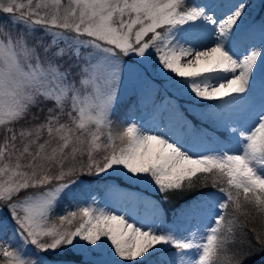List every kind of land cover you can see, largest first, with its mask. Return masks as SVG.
Returning a JSON list of instances; mask_svg holds the SVG:
<instances>
[{"label":"snow or ice","instance_id":"1","mask_svg":"<svg viewBox=\"0 0 264 264\" xmlns=\"http://www.w3.org/2000/svg\"><path fill=\"white\" fill-rule=\"evenodd\" d=\"M252 8L0 0V264H264V19L259 42L248 39ZM122 74L167 119L163 130L113 119ZM161 89L190 107L167 94L157 104ZM185 113L223 128L225 140ZM103 174L149 186L163 203L215 191L180 210L202 213L183 228L151 201L152 219L94 198L57 214Z\"/></svg>","mask_w":264,"mask_h":264},{"label":"rangeland","instance_id":"2","mask_svg":"<svg viewBox=\"0 0 264 264\" xmlns=\"http://www.w3.org/2000/svg\"><path fill=\"white\" fill-rule=\"evenodd\" d=\"M194 3H215L218 0H193ZM247 2L253 5V8L250 10V15L245 17V25L244 27L248 28V39L259 42L261 38L260 33V24L262 19H264V0H247ZM167 94L169 99L174 100L176 105L181 107V110L184 108L190 107V104L187 102V97L179 96L175 93L174 90L169 89L167 93H165L164 89H161L159 93L155 96V102L159 104L163 98V96ZM131 95H134V98L130 100V107L126 109V113L124 118H121L119 121H127V122H136L137 124H142L145 127L149 128L152 131L156 130V126L159 125L160 129L163 130L165 125H167L168 121L166 118L161 120L159 117L154 118V108L153 102L145 95V92L141 89L138 83H136L132 78L125 76L122 74V85L118 90L119 104L118 107H121L125 104ZM261 96V90L259 86H257L255 93V101L258 103ZM180 98V99H179ZM246 106H241L238 109V112H242ZM198 111H208L205 109H198ZM188 119L193 122L192 118ZM200 119L198 116H196ZM114 120H116L113 117ZM214 119V117L212 118ZM208 120H204L200 122V127L210 134V136L216 137L218 140H225L221 135L219 136L217 133H211L209 128L206 126ZM195 125V123H193ZM220 131H224L223 128H218ZM225 132V131H224ZM223 135H227V133H223ZM104 176L109 177L106 181H98V184L92 183L90 186L86 187L83 191L77 190L73 194V203H69V199H66L60 209L57 210V214H62V208L74 207L75 202L78 201L80 203H92L93 198L95 199V204L100 207H105L110 211L117 212L122 215H132L137 218H145L152 219L154 218V213L151 208L148 207V202H156L160 205L162 209L161 215L164 218L166 224L171 225L172 223L168 220V211L163 205L161 201V197H157L153 194L155 192L151 187L143 185V184H135L132 183L127 178L120 176L123 180V183L119 180H116L115 175L108 176L107 174H103ZM132 194V195H128ZM134 197V198H133ZM198 199L195 198L190 202V206L194 205V202ZM186 207H181L180 210ZM202 215L201 211L197 209L191 215L187 217H181L180 213L176 220L178 227H188L197 222V220ZM67 259H74L73 256L69 255Z\"/></svg>","mask_w":264,"mask_h":264},{"label":"trees","instance_id":"3","mask_svg":"<svg viewBox=\"0 0 264 264\" xmlns=\"http://www.w3.org/2000/svg\"><path fill=\"white\" fill-rule=\"evenodd\" d=\"M134 98V95H131L129 100L123 104L121 107H118V109L116 110L115 112V115H114V118L116 120H120L121 118H123L125 116V113H126V109L130 107V100ZM35 111V109L33 110ZM193 117V115H191ZM194 118V117H193ZM194 120L197 122L198 119H195ZM217 134L220 136H222L223 138L225 137V135H223V133H225L224 131H216ZM213 133V132H212ZM112 177V176H111ZM109 177L105 176L104 179H99L97 181H95V184H98L99 182L98 181H106ZM116 180H119L123 183V180L120 176H115L114 177ZM211 191H215L214 189H198L194 192H191V193H181V192H177V193H174V194H170V203H163V205L165 206V208L167 209L168 211V215H169V218L171 217H176L179 215L180 213V208L185 204H187V206L189 207L190 206V202L197 198L199 196V193L201 192H211ZM157 197H160L159 194L155 193L153 194ZM66 199H71V198H66ZM65 199V200H66ZM184 207V206H183ZM74 259H79V257H73ZM259 260L260 258L257 256L255 258V260L253 262H251V264H259Z\"/></svg>","mask_w":264,"mask_h":264}]
</instances>
